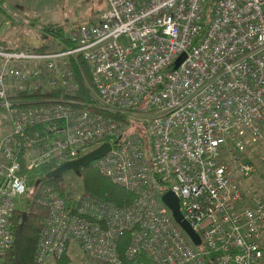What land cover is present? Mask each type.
<instances>
[{
	"label": "built area",
	"instance_id": "built-area-1",
	"mask_svg": "<svg viewBox=\"0 0 264 264\" xmlns=\"http://www.w3.org/2000/svg\"><path fill=\"white\" fill-rule=\"evenodd\" d=\"M104 2L69 32L72 46L0 49L9 124L0 135V258L13 238V209L35 196L48 209L36 246L43 264L71 243L96 264H128L117 254L123 230L131 233L129 259L141 252L154 264H264V196L241 188L234 173L254 171L241 161L249 147L264 164V0ZM78 54L89 70L84 105L71 96L80 86L71 65ZM33 91L55 95L19 97ZM99 111L137 119L142 133L125 135L123 120ZM103 142L111 147L93 166L135 194L129 207L86 192L61 195L38 176L28 185L23 168ZM163 191L177 198L197 245Z\"/></svg>",
	"mask_w": 264,
	"mask_h": 264
},
{
	"label": "trees",
	"instance_id": "trees-1",
	"mask_svg": "<svg viewBox=\"0 0 264 264\" xmlns=\"http://www.w3.org/2000/svg\"><path fill=\"white\" fill-rule=\"evenodd\" d=\"M3 0H0V4ZM82 22V21H81ZM80 22V23H81ZM85 22V20H84ZM78 23V24H80ZM77 24V25H78ZM76 25V27H77ZM76 27L73 29L75 30ZM44 30L49 33L50 35H53L54 38H58L59 48L69 46L71 44L69 37V32L73 30H69L67 33L62 31V28L58 25H52V26H44ZM0 49H22V50H34V52L41 53L42 51H48L49 46L46 45L44 42H40L39 45L34 46L30 45L28 48H21L19 46H15V48H9L8 46H0ZM78 62L76 64H72V70L75 72V79L78 83H80V86L77 90H75L72 93V97L74 100L82 102V105H84L85 102H88L91 99V96L88 93V90L86 88V82L89 81L88 74L89 70L87 68V64L85 59L81 58V56L77 55ZM78 66V68H77ZM80 66V67H79ZM85 79V82H84ZM43 94L48 95V97L53 96L55 94L43 92L40 94L38 91H33L30 94L27 93H20L19 97H23L24 99L29 98H38L42 96ZM77 108V106H73ZM101 115H110L114 119H121L124 121V129L128 127V124L130 123V120H128L124 115L110 113L107 111H99ZM136 131V130H135ZM112 144H114V140L111 139ZM58 160V159H57ZM68 159H60L55 164H48L45 167L36 168L33 172L26 171L25 168H23V171H25L27 176V183L30 185V188H34L36 185H34L35 177H39V182L44 184H56L59 185L58 192L63 195V184L61 179V174H58L56 177H50L48 176V171H50L52 168H55L58 163L65 162ZM22 161V159H21ZM24 161H22L23 163ZM50 167L46 172L45 169L47 167ZM76 172H78V178L79 183H81V190L82 193L86 192L89 195L93 197H98L102 201L110 202L114 204L115 207L122 208L126 206H130V204L133 201V198L135 197V194H132L129 190H127L124 186L119 185L118 183L113 182L109 177L102 174L101 170L97 169L93 166L92 161L90 163H87L83 165V167L77 168ZM37 173V175H36ZM48 209L40 204V202L37 201V198L34 197H24L22 199V202L19 204V206L14 210L13 214H11L9 218V231L12 234L13 238L11 241V244L7 248L6 252L3 253V255L0 258V264H43L41 261L37 259L36 255V246L38 238H40V232L42 231L44 220L46 218ZM130 235L131 233L127 230H123L121 235H119L117 239V254L119 257H121L123 260L127 259L128 264H154L152 263L147 256H145L143 253H138L136 255H133L132 258H128L126 253V248L130 246ZM212 256V255H211ZM57 264H65L68 263L70 259L66 256V254H61V256L55 258ZM211 260V257L206 258L207 264H213ZM104 264V263H102Z\"/></svg>",
	"mask_w": 264,
	"mask_h": 264
},
{
	"label": "rangeland",
	"instance_id": "rangeland-1",
	"mask_svg": "<svg viewBox=\"0 0 264 264\" xmlns=\"http://www.w3.org/2000/svg\"><path fill=\"white\" fill-rule=\"evenodd\" d=\"M105 9L104 0H3L0 4V46L15 48H28L30 45L37 46L40 42L49 46L48 51L58 48V38H54L44 30V26L58 25L62 31L67 33L73 30L78 23L88 20ZM4 111L0 108V120L6 125L3 117ZM6 126L2 127L4 129ZM136 130L142 133L141 125L137 119H131L124 134H130ZM3 134V133H2ZM258 147L252 150L248 148L247 154L241 159L254 164V171L245 178H240L238 172H234L239 186L243 189L256 191L264 196V164L256 158ZM45 169V172L49 169ZM235 168L234 165L231 169ZM53 169V168H52ZM51 169V170H52ZM78 172L68 169L62 172L63 195L72 198L83 192L79 183ZM52 185V184H51ZM55 191L59 190V185L53 184ZM59 193V192H58ZM79 246L70 244L66 256L69 262L65 264H96L91 259L85 258L79 252ZM44 264H57L56 259L49 257Z\"/></svg>",
	"mask_w": 264,
	"mask_h": 264
},
{
	"label": "water",
	"instance_id": "water-1",
	"mask_svg": "<svg viewBox=\"0 0 264 264\" xmlns=\"http://www.w3.org/2000/svg\"><path fill=\"white\" fill-rule=\"evenodd\" d=\"M181 58L182 55L178 57L174 65H177ZM110 147L111 145H109L108 142H103L100 145L98 144V146L94 147V149L85 151L84 153H82L81 156H78L77 158L74 157L65 162L58 163L55 168L48 171V176L56 177L58 174L68 169L76 171L77 168L83 167V165L90 163L91 161L95 160V158H97L98 156H102L103 154H105ZM161 199L164 204L169 207L171 216L174 217L175 221L178 223L180 228L186 231V234L189 236L190 240L197 245L200 242L199 237L196 232L190 228V225L188 224L186 219H183V216H181L180 212L178 211L179 204L174 194L169 191H163Z\"/></svg>",
	"mask_w": 264,
	"mask_h": 264
},
{
	"label": "crops",
	"instance_id": "crops-1",
	"mask_svg": "<svg viewBox=\"0 0 264 264\" xmlns=\"http://www.w3.org/2000/svg\"><path fill=\"white\" fill-rule=\"evenodd\" d=\"M1 121H2V120H0V135H1L2 133H5L6 130L8 129V126H9V124H7V121L4 122L6 125L2 124ZM4 126H6V127H5L4 129H2V127H4Z\"/></svg>",
	"mask_w": 264,
	"mask_h": 264
}]
</instances>
